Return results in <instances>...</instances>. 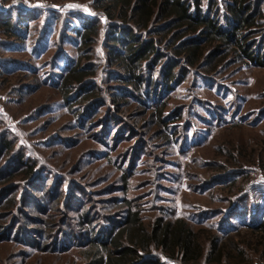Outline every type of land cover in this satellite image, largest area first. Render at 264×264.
I'll use <instances>...</instances> for the list:
<instances>
[{"label":"rangeland","instance_id":"rangeland-1","mask_svg":"<svg viewBox=\"0 0 264 264\" xmlns=\"http://www.w3.org/2000/svg\"><path fill=\"white\" fill-rule=\"evenodd\" d=\"M106 4L111 0H0V141L12 142L0 168L17 153L41 169L38 193L19 174L0 182V264H89L77 235L121 219L125 200L148 225L161 215L183 218L206 244L218 235L219 245H241L247 256L239 264H264V245L248 227L234 218L238 232L225 229L239 195L250 194V211L264 204V65L225 50L211 65L181 62L178 81L161 96L167 126L160 128L153 99L122 93L128 81L108 44L116 17ZM259 35L264 25L249 34L253 44ZM166 59L154 68L159 90ZM77 66L92 74L88 86L66 95L63 77ZM65 234L75 238L63 247ZM232 234L239 239H227Z\"/></svg>","mask_w":264,"mask_h":264},{"label":"trees","instance_id":"trees-1","mask_svg":"<svg viewBox=\"0 0 264 264\" xmlns=\"http://www.w3.org/2000/svg\"><path fill=\"white\" fill-rule=\"evenodd\" d=\"M203 1L111 0L110 5H104L109 18L116 17L109 35L111 43L108 44L114 48L113 58L128 81L122 93L128 91L139 97L142 93L146 99H153L151 115L156 118L160 128L167 126V116L164 114L166 103L161 101V96L178 81L179 73L174 70L181 62L190 66L202 62L211 65L225 50L239 60L264 65V35H259L254 44L249 36L263 29L262 0H208L206 6ZM85 28L88 32L96 29L95 25ZM245 32L248 34L245 35ZM143 33L160 37L145 38L141 35ZM162 42L171 49V53L163 55L165 52L160 49ZM206 47L211 48L206 50ZM162 56L167 59L159 72L164 84L159 90L161 81L153 79V76L154 68ZM180 69V73H183L185 67L180 65ZM90 75L81 71L79 66L70 68L63 77V88L67 90L64 94L71 93L69 87L77 86L80 90L88 86ZM96 99L97 95L90 96L87 100L91 104L86 108L90 109ZM11 148L10 140L0 141V153ZM24 160V156L14 153L0 168V182L19 174L35 186L34 191L38 193L40 185H36V182L40 179L41 169L33 162ZM240 176L245 177L247 174L243 171ZM248 194L246 191L239 195V199L227 211L230 222L225 229L238 232L232 222L235 218L251 230L258 244L264 245V204L253 203L250 211V206L244 205ZM36 196L33 204L38 205ZM2 198L3 194L0 200ZM13 201L12 197H5L6 206L12 205ZM125 201L126 213L121 219L111 218L110 226H104L98 233L90 225L77 235V239H80L77 244L87 245L84 255L89 264H170L173 261H177L176 264H197L202 260L221 264L224 259L231 261V264H239L247 256L246 250L238 243H231L232 249L225 243L219 245L218 235L211 236L210 242L206 244L201 230H196L180 217L168 219L161 215L148 225L143 221L140 209L132 201ZM85 219L83 217L81 222ZM5 229L4 224H0V233ZM65 236L59 241L63 247L75 238L73 234ZM226 237L232 242L239 239L233 234Z\"/></svg>","mask_w":264,"mask_h":264}]
</instances>
